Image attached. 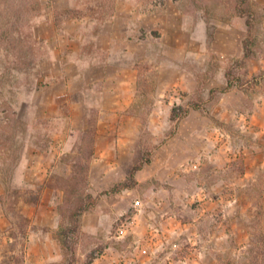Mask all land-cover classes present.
Listing matches in <instances>:
<instances>
[{
  "label": "rangeland",
  "instance_id": "374dc122",
  "mask_svg": "<svg viewBox=\"0 0 264 264\" xmlns=\"http://www.w3.org/2000/svg\"><path fill=\"white\" fill-rule=\"evenodd\" d=\"M233 2L0 0V264H67L86 174L72 264H264V0L251 35Z\"/></svg>",
  "mask_w": 264,
  "mask_h": 264
},
{
  "label": "trees",
  "instance_id": "16d2710c",
  "mask_svg": "<svg viewBox=\"0 0 264 264\" xmlns=\"http://www.w3.org/2000/svg\"><path fill=\"white\" fill-rule=\"evenodd\" d=\"M233 8L238 17L246 18V24L248 26L249 35L253 30L255 24V10L251 0H234ZM1 38V37H0ZM4 40V38H1ZM250 39L249 37L244 41V59L248 61L253 57V52L249 47ZM246 63V62H245ZM232 72L228 71V90L233 88L243 89V83L240 80L238 83H233L231 80ZM175 115L173 114V119ZM96 133V126L93 123H90L88 132L85 133L84 138H90L89 135H94ZM92 155V152H91ZM89 159V158H88ZM152 163V157L149 154H143L139 163L135 164L129 172L128 179L115 186L110 191L105 192V194H120L124 190L135 189L138 186L137 173L141 171L145 165ZM78 169L83 171V166L81 163H78ZM88 177L87 174L82 176H74L72 179V185L74 186L73 191L66 192L65 205L67 206V215L66 221L62 228L59 230L58 235L61 240L63 247L66 249L69 255L67 264H72L74 255L76 253L75 243L77 238L81 235L82 232V218L83 216L90 212L98 204V200L88 192L87 188ZM26 225L28 226V219L21 217ZM23 222V223H24ZM25 225V228L27 227ZM264 254V250L261 251ZM254 264V262H253Z\"/></svg>",
  "mask_w": 264,
  "mask_h": 264
}]
</instances>
